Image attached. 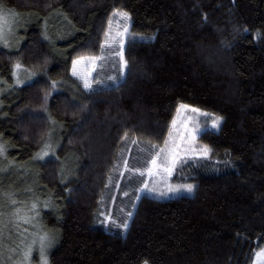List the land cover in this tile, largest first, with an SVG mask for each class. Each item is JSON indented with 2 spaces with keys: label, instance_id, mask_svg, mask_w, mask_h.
Segmentation results:
<instances>
[{
  "label": "trees",
  "instance_id": "1",
  "mask_svg": "<svg viewBox=\"0 0 264 264\" xmlns=\"http://www.w3.org/2000/svg\"><path fill=\"white\" fill-rule=\"evenodd\" d=\"M0 3L27 20L19 47L0 48V82L11 87L16 62L38 73L0 96V165L27 166L51 206L41 213L48 264H252L264 247V0ZM120 10L130 22L122 67L119 57L106 73L96 66L86 90L71 62L116 51L102 42ZM193 63L214 72L202 107L221 123L197 137L206 157L175 167L172 180L193 183V195L145 198L146 175L119 177L120 167L144 172L161 149ZM49 140L56 157L35 161ZM19 175L0 177V189L22 191Z\"/></svg>",
  "mask_w": 264,
  "mask_h": 264
},
{
  "label": "rangeland",
  "instance_id": "2",
  "mask_svg": "<svg viewBox=\"0 0 264 264\" xmlns=\"http://www.w3.org/2000/svg\"><path fill=\"white\" fill-rule=\"evenodd\" d=\"M0 8L8 14V23L2 29L3 34L0 35V48L12 51L17 49L20 45L21 32L27 23L26 16L11 8L5 7L1 3ZM118 13L126 12L120 10L112 14L106 23L105 36L102 42L104 48L110 50L116 49V51L110 54L81 55L75 57L71 62L70 74L76 78L86 90L89 88H85V82L92 85V76L95 73L96 66H99L98 68L101 69V73L110 71L112 66H107L109 60L113 57L114 60L117 57L120 58L123 48H121V46H124L128 36H130V22L128 16L125 18L118 15ZM58 27L59 24L54 18L43 22V28H45V32L48 35L57 33ZM125 29H127V31H125ZM93 57L97 59L93 60ZM78 60L80 62L74 64V62ZM119 64L121 68V61H119ZM17 65L19 64L16 62L12 69L11 87L26 84L38 78V73L24 69L20 65V67L17 68ZM213 79L214 72L212 70L198 63H193L191 65L189 75L185 81V87L181 94L183 100L176 110L166 139L161 145V149L165 148V142L167 141L168 146L177 153L178 161L191 156H202V149L206 148L197 142V137L206 126L212 127L214 117L203 110L202 106L209 93ZM11 87L7 86L4 82H0V96ZM181 105H185L187 108L182 109L180 107ZM191 109H197L198 111L193 112ZM201 113H203V115H201ZM169 133H171V138ZM193 136L195 137L194 139ZM0 146L3 147V151H0V160L4 161L6 160L4 158L5 147L1 140ZM58 147L57 141L54 142L49 140L48 146L39 149L34 160L40 161L46 158L56 157ZM163 158L164 154L162 153L161 156L157 158L158 164ZM148 167H151L150 162L148 163ZM127 168L128 166L126 163H123V166L120 167L119 177L125 172L127 173V171L134 174L141 173L140 171L128 170ZM146 169L144 171L146 176L144 177L143 183L147 182L149 187H154L156 189V193L151 196L157 199H169L176 196H191L194 194V190L192 193L180 191L178 193H169L166 197H161L159 192L165 191L168 186L194 184L191 182L173 181L172 177L175 168L170 175L158 169L156 174L151 177L147 175ZM19 174L21 175L22 184L16 182V185H22L24 187L22 191L14 192L10 191L11 189L6 191L0 189V264H45V261L48 264V251L52 247L54 239L52 235H49L47 231L43 229L41 213L43 210L51 208V206L48 201L43 202L39 198L37 193L33 190V187H31L29 180L26 179V174H28L27 166H18L9 162L5 165H0V177L5 178L6 182H10L9 176ZM143 183L141 184L139 193L147 195V193L142 191L144 186ZM102 215L106 222L110 220L105 212H102ZM41 237L47 238L45 241L47 246L43 248V251ZM252 264H264V247L255 252Z\"/></svg>",
  "mask_w": 264,
  "mask_h": 264
},
{
  "label": "snow or ice",
  "instance_id": "3",
  "mask_svg": "<svg viewBox=\"0 0 264 264\" xmlns=\"http://www.w3.org/2000/svg\"><path fill=\"white\" fill-rule=\"evenodd\" d=\"M118 15H121L125 18H127V13H118ZM8 14L2 9L0 8V35H2V29L7 25L8 23V19H7ZM125 31H127V29H125ZM123 46H121L122 48ZM120 58H121V63H123V52L121 51L120 54ZM93 60L97 59L95 57L92 58ZM80 61H75L74 64L79 63ZM17 68H19L20 66L17 65ZM75 74V73H74ZM122 79V77H120ZM112 80H116L117 78L113 77L110 78ZM85 88H89L91 89V85L88 84L87 82H85ZM182 109L187 108V106L185 105H181L180 106ZM191 111L193 112H197V109H191ZM201 115H203V113H201ZM221 117H214L213 118V123H212V128H217L219 126V124L221 123ZM175 123V122H173ZM169 136L171 138V133H169ZM195 137L193 136V139ZM166 146L165 148L160 149L159 152H157L155 154V156L151 159L150 163H151V167H148L146 169V173L149 177L153 176L154 174H156L158 169H161L162 171L168 173L169 175L172 173L173 169L176 167L178 159H177V153L168 146V142H165ZM155 147V146H153ZM0 151H3V147L0 146ZM164 154V158L163 160L158 164L157 162V158L161 156V154ZM202 154L203 156H207L208 154V149L204 148L202 149ZM141 176L145 175V172H141L140 173ZM194 190V185L192 184H183V185H179V186H168L167 189L165 191H161L159 192V195L161 197H166L169 193H178L180 191H185L187 193H192ZM142 191H144L145 193H147V196L145 198H147L148 196H151L152 194L156 193V189L154 187H149L148 183L145 182ZM133 216L132 212L128 213V217L129 219H131V217ZM123 229L126 231L129 228V222L126 220L123 225H122ZM46 237H41V245H42V251L43 248L46 247L47 245L45 244L46 241ZM45 264H47V262L45 261Z\"/></svg>",
  "mask_w": 264,
  "mask_h": 264
}]
</instances>
